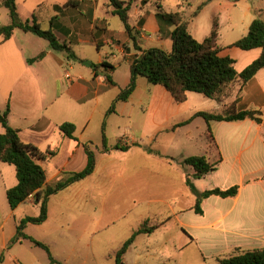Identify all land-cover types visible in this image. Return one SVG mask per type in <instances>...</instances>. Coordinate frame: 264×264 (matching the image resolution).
Masks as SVG:
<instances>
[{"label":"crops","instance_id":"obj_1","mask_svg":"<svg viewBox=\"0 0 264 264\" xmlns=\"http://www.w3.org/2000/svg\"><path fill=\"white\" fill-rule=\"evenodd\" d=\"M143 1L145 4L141 6L140 3ZM98 2L99 0H67L64 2L63 10L61 9L55 15V35L60 40L69 43L71 47L76 41L78 43L93 41L101 54L98 63L106 60L113 65L110 59L111 56L112 59L127 60L129 68L130 59L138 52L134 50L124 27L123 30L115 33L114 30L110 29L104 17H98ZM246 2L250 3L247 4ZM133 3H135V20L134 23L129 24L137 32L139 45L142 48H148L144 44L155 43L158 44L157 47L170 50L172 40H169L168 35H170L173 26L164 27L163 24L161 25L156 17V11L147 9L148 0H132L130 9ZM245 3L237 19V24L241 28V35L237 38L246 34L253 19L264 20V0H245ZM81 6L89 14L86 21L77 18L76 11L72 9V7L80 9ZM103 8L112 13V7L108 2L103 5ZM178 10L183 13L184 5L180 3V9ZM143 11L145 12L144 15L142 14ZM217 12L218 10L214 11V13ZM81 16L83 15L81 14ZM216 19L215 16L212 18V26ZM227 20L231 22L232 18L228 16ZM96 29L97 31H95ZM187 29L198 41L203 40L210 34L206 33V29L204 31L196 29L194 33L188 28V25ZM16 31L22 30L15 29L7 40H3L2 35H0V78L2 85L6 87L5 92L1 93L3 103L0 104V110H3L6 103L9 102L8 123L19 130L21 141L35 145L45 153V158L40 159L39 163L45 170L46 183L52 185L58 180L65 179L70 173L78 172L85 167L87 157L83 143H87L95 154L93 172L51 195L48 200L46 220L40 224H28L24 229L26 235L37 239L28 232V229L33 227L31 225H37L39 229H46L49 232L48 235L58 234L67 237L72 235L73 232L79 233L80 231V235L94 234L96 230L106 229L121 221H125V227H128L132 234L144 224L147 226L149 223V219L144 220V218L139 225L135 220H127L132 211L136 210L139 204H157L158 206H164L167 213L160 224H154L157 227L151 233L158 228L164 230L168 228L174 231L177 237L179 236L177 246L180 250L193 245L200 256L210 262L209 264H214L218 258L236 252L264 248V216L258 218L253 207L257 194L254 182L259 178L264 179V119L261 123H256L251 119L211 121L209 125L212 131L213 143L210 144L208 141V145L206 142V145L202 147L204 150L202 155L206 156L209 162L215 163L216 169L201 178L192 177L194 172L192 167L183 162L187 157H183L179 153L171 155L167 151L172 147L176 150L182 148L181 143H179L178 148L177 144L173 143L174 134L190 123L176 126L187 119L175 121L172 120L173 118L166 117L154 121L152 123L154 127L151 131L153 137L150 138L151 142L148 144L138 145L133 139L128 143L118 137L117 144L121 145L120 142H122V145L128 146L126 152H123L125 153L124 156H121V151L118 149L102 151L98 139L90 133V117L83 119L80 123L72 122L75 125L73 135L76 138L72 139L65 136L58 128L63 122H71L67 117L54 119L47 114V108L43 110L41 107V111L24 107L16 109L15 102H18V100L15 97L18 98L20 93L23 94V92L36 88L39 79V72L33 69V65L37 62L28 63L27 59L32 57H27L25 51L23 52L22 44L16 43L14 39ZM218 37L219 54L222 56L228 55L234 60L235 56L243 57L245 59L244 67L261 53L260 48L241 50L233 47L231 44L234 41L220 44ZM236 39L234 40L236 41ZM102 46L108 49L103 50ZM238 51H244L246 54H239ZM46 54H49V51L45 52L43 58L46 57ZM40 60L38 61L40 62ZM61 64H65L69 68L72 66L70 61H62ZM114 71L115 66L110 72L100 69L95 77L91 68L89 74H80L76 77L66 72L65 89L62 95H65L66 99L74 103H86L92 98L97 100L100 92L113 86L107 82V74L111 76L114 84H116L112 75ZM237 71L240 70L237 69ZM128 81L129 76L119 84V87H125ZM164 91L170 95L167 90ZM162 94L168 99L165 92H162ZM189 95L190 92H187L184 102L188 101ZM237 96L239 98L236 104L238 109H261L264 114V68L259 70L243 87H240L239 82H233L227 86L222 95L217 96L222 99L229 98L230 100L222 104V111ZM170 97L174 101L171 95ZM127 101H124V103ZM168 102L170 101L168 100ZM118 103H123V101L117 102L116 106ZM64 105L65 102L61 101L60 106ZM2 131L3 128L0 123V132ZM161 132L172 136L169 139L172 141L167 146L165 145L167 149L164 151L159 150L154 145L156 143L154 136L161 134ZM129 155L131 156V164L127 165L125 158ZM115 162H119L117 167H115ZM44 163H46V166H44ZM47 169L50 175H48ZM219 174L222 176L217 178ZM144 175L147 183L144 181L143 184L141 179ZM187 177L191 179L199 192L212 188L225 190L233 185L238 186V191L235 196L223 198L218 195H210L202 199L200 203L201 213H197L194 210L196 196L186 184ZM201 179L210 180V187L200 189L198 182ZM16 183L14 167L0 162V256L3 254V260L0 264H50L45 251L33 245L28 239L23 238L8 247L9 242L15 235L17 222L25 216V208L30 209L28 215L39 213V205L34 203L32 196L15 209L9 207L6 190ZM118 183L121 188L128 187L130 196L125 203L127 207L121 213L106 217L104 210L108 196L114 192V189L115 191L118 189ZM153 183L156 185H153ZM157 185L159 188H157ZM73 192H75V195H73ZM58 195H61V197L57 200L55 197ZM76 198L83 205L91 206L93 211L97 208L99 210L98 215L95 213L96 211L94 213L83 212L82 217L75 219L73 215L67 213V208L60 211L56 210L59 202L67 206L73 201H77ZM53 199H55L54 203L52 202ZM29 205H35V208L29 207ZM259 226H261V231H258ZM24 241L30 242L33 246L22 247ZM65 250L68 252L67 247H65ZM128 250L129 248L124 255ZM50 251L52 253V248ZM52 255L63 264H72L68 261V257L63 259L55 254Z\"/></svg>","mask_w":264,"mask_h":264},{"label":"rangeland","instance_id":"obj_2","mask_svg":"<svg viewBox=\"0 0 264 264\" xmlns=\"http://www.w3.org/2000/svg\"><path fill=\"white\" fill-rule=\"evenodd\" d=\"M67 0H15L17 11L21 20H31L32 15L43 29H52L54 31L56 17L55 15L59 11L63 10V3ZM125 2L129 0H124ZM182 0H148L147 9L155 10L156 13H170L179 11V4ZM108 1L99 0V9L97 11L99 18H105L106 23L109 24L110 29L115 33L123 30V24L117 15H113L111 11L107 12L103 5ZM109 3V2H108ZM247 4L250 2H246ZM245 0H183L184 5L183 15L189 20L188 28L195 33L196 29L205 30L206 33H210L212 26V18L215 16L217 23V33L219 34L218 42L220 44L231 43L235 41L239 35H241V28L237 24L238 16L241 12ZM58 4V5H57ZM145 2H141L142 6ZM202 5L199 15L197 17H190V15L197 9L199 5ZM60 5V6H59ZM138 5V4H137ZM159 5V6H158ZM134 6L133 3L129 15V23H134ZM110 8V7H109ZM75 10L77 18L86 21L89 18V14L81 6L80 9L72 7ZM218 10L217 13H214ZM181 12V11H180ZM81 14L83 16H81ZM144 15L145 12L143 11ZM232 18L231 22H228L227 17ZM157 17V16H156ZM164 27H171V24L165 20H158ZM9 22L8 10L2 5L0 0V25L7 24ZM97 31V29L95 30ZM14 37L16 43H21L23 46V52L27 57H34L41 51H49L46 57L42 60L36 61L33 69L39 72V79L36 88L30 89L28 92L19 94L18 98L15 97L18 102H15L16 109L28 108V109H41L47 108V114L54 119L61 117H67L71 122L80 123L83 119L90 117V133L92 136L98 139L99 145L102 148L101 138V126L105 123V135L106 144L110 148L109 151L115 150L111 147L118 143V137L122 140L130 143V140H135L137 144H148L151 142V131L153 129L152 123L165 119L166 117L173 118L172 120L188 119L197 111H207L220 113L223 109L222 104L229 102V98L222 99L221 97L208 98L202 94L190 92L189 99L184 103H176L170 99V95L160 85H153L147 82L144 77H138L136 81V88L133 94L130 96L127 102L118 103L116 106V112L107 114V111L119 93V84L125 81L129 76L128 61L115 58L110 59L115 66V71L112 74L116 82L105 91L98 94L96 98H92L86 103H74L66 99L65 95H62L65 89V73L69 72L73 77L80 74H89L90 67L83 65L76 60L67 59L65 53L55 51L51 49L48 42L33 33L23 31H16ZM171 40L170 35H168ZM238 39V38H237ZM236 39V40H237ZM145 47H157L158 44H144ZM72 49L75 54L82 59H87L91 62L98 63L101 56L96 48V44L93 41L78 43L74 42ZM103 50L108 49L102 46ZM165 49V48H164ZM239 54H246L244 51H238ZM235 68L236 70L244 67L245 59L243 57L235 56ZM72 64L71 68L61 62H68ZM88 77V76H87ZM118 83V84H117ZM252 85L254 83H251ZM5 86L2 85L0 78V104L3 100L1 93L5 92ZM165 92L168 99L162 94ZM168 100L170 102H168ZM61 101L65 102L64 106H60ZM122 109V111H121ZM264 109V108H263ZM58 110V111H57ZM41 111V110H40ZM54 115V116H53ZM264 119V114H263ZM171 120V121H172ZM206 123L202 117H195L188 125L181 128L180 131L174 135L173 143H181V149L165 148L172 138L170 135H165L161 132L156 138L155 147L159 150L169 151V154L179 153L183 157L193 155H202L204 147L208 143V137L206 133ZM120 146L122 142H120ZM136 144V145H137ZM119 145V144H117ZM133 146V145H132ZM128 147V146H127ZM137 148V147H136ZM128 149V148H127ZM121 150V156H124L126 150ZM180 151V152H179ZM124 160V159H123ZM124 163V161H123ZM127 165L131 164V156L125 158ZM115 167L119 162H115ZM46 166V163H44ZM53 165L51 164V169ZM53 170V169H52ZM48 175H50L47 169ZM222 175H218L217 178ZM147 183L145 175L141 179ZM139 179L137 180L138 183ZM120 183V182H119ZM118 189L108 196V200L105 206V216L110 217L112 214L121 213L125 210L127 205L125 204L130 194L128 187H119ZM145 183V185H146ZM153 185H156L153 183ZM257 189L256 201L254 203L255 214L258 218L264 216V179L259 178L254 182ZM200 189H206L210 187V180L201 179L198 182ZM157 188L159 186L157 185ZM245 192V191H244ZM75 195V192H73ZM61 197L58 195L55 197L57 200ZM55 199L52 200L54 203ZM77 200V198H76ZM35 208V205H29ZM63 208H67V213L73 215V217H82L83 212L99 213V210H92L91 206L83 205L80 200L73 201L67 206L59 202L56 210L60 211ZM25 215L30 214V209L25 208ZM167 209L162 205H147L139 204L136 210H133L131 216L127 220H135L137 224L142 223V219H149L147 226L152 224H160L165 219ZM262 224V223H261ZM28 232L37 237L38 240L46 243L52 248V254L57 255L59 258H67L72 264H113L115 252L120 248L123 242L131 235V230L125 227V221L114 224L103 230H96L94 234L80 235V232H73L72 235L67 237L60 236L58 234H49L46 229L40 228L37 225H31ZM38 228V229H37ZM258 231H261L259 226ZM90 233V232H88ZM34 238V237H33ZM35 239V238H34ZM177 234L170 229L158 228L151 234H141L135 237L134 242L129 247L128 252L124 255V264H209L204 260L195 246L190 245L182 250L179 249ZM51 245V246H50ZM19 246V245H16ZM33 246L30 242L24 241L22 247ZM65 247L68 248L65 250ZM50 248V249H51ZM40 252H43L41 249ZM71 250V251H70ZM3 255V254H2ZM212 263V262H211Z\"/></svg>","mask_w":264,"mask_h":264},{"label":"trees","instance_id":"obj_3","mask_svg":"<svg viewBox=\"0 0 264 264\" xmlns=\"http://www.w3.org/2000/svg\"><path fill=\"white\" fill-rule=\"evenodd\" d=\"M108 2L112 7V14L119 17L125 33L132 42L134 50L138 53L134 54L130 59L127 85L119 89V93L112 101L107 114L116 111L117 102L128 100L136 88L138 77H144L150 84L160 85L170 93L175 102L181 103L186 100L187 92H195L208 98H215L222 95L227 86L233 82H239L240 87H243L259 70L264 68V20L262 19H253L246 34L231 44V46L241 50L261 49L260 55L238 72L234 67L235 60L232 57L219 54L220 48L217 45L216 22L213 23L210 34L203 40L198 41L189 33L187 29L189 20L182 12L156 13L158 19L165 20L173 26L170 32L171 49L165 50L161 47L142 48L139 45L137 32L129 24V11L132 0L127 2L124 0H108ZM2 5L8 10L9 15V22L0 25V35H2L3 40L9 39L15 29H20L23 32L33 33L46 40L51 49L65 53L67 59L76 60L83 65L89 66L94 73V77L97 76L100 69L109 72L114 69V66L106 60L94 63L87 59L79 58L69 43L60 40L51 28L43 29L34 15H32L30 21L21 20L15 0H2ZM202 5H199L190 17H195L201 10ZM44 56L45 51H41L36 56L27 59V61L28 63H33ZM106 80L109 84L115 85L108 74L106 75ZM238 100L237 96L220 113L197 111L190 118L176 126L189 123L195 117H202L206 123V133L211 144L213 143L212 131L209 125L211 121H239L244 119H251L256 123L263 121V111L261 109H238L236 105ZM9 112L10 107L9 102H7L5 108L0 110V123L3 128V131L0 132V162L14 167L17 183L6 190V199L9 207L15 209L32 196L34 203L39 205V213L37 215H25L17 222L15 235L9 242L8 247L23 238L28 239L33 245L45 251L50 264H63L53 257L47 244L26 235L24 229L28 224H40L46 220L48 200L51 195L93 172L95 167L94 151L87 143H83L87 157L85 167L78 172L70 173L63 180H58L54 184L48 185L46 183L45 170L39 163L40 159L45 158V153L40 151L35 145L21 141L19 130L8 123ZM58 128L65 136L76 139L73 135L75 125L72 122H63ZM101 138V150L109 151L110 148L106 144L104 122L101 126ZM113 148L125 150L128 147L115 145L111 147V149ZM183 162L192 167L194 171L192 174L193 178H201L216 169V164L209 162L204 155H192L185 158ZM186 184L196 196L194 210L197 213H201L200 203L202 199L210 195H218L223 198L235 196L238 191V186L233 185L225 190L212 188L199 192L189 177L186 178ZM156 227V225L148 227L144 224L141 228L134 231L115 252L114 264H124L123 255L133 243L135 237L141 233H151ZM2 260L3 255L0 256V263ZM214 264H264V248L236 252L229 256L218 258Z\"/></svg>","mask_w":264,"mask_h":264},{"label":"built area","instance_id":"obj_4","mask_svg":"<svg viewBox=\"0 0 264 264\" xmlns=\"http://www.w3.org/2000/svg\"><path fill=\"white\" fill-rule=\"evenodd\" d=\"M68 76V75H67Z\"/></svg>","mask_w":264,"mask_h":264}]
</instances>
